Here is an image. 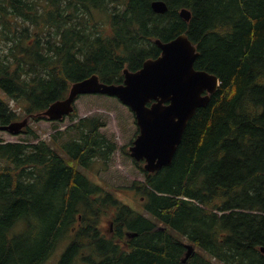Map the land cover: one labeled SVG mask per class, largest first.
Masks as SVG:
<instances>
[{
  "label": "trees",
  "instance_id": "1",
  "mask_svg": "<svg viewBox=\"0 0 264 264\" xmlns=\"http://www.w3.org/2000/svg\"><path fill=\"white\" fill-rule=\"evenodd\" d=\"M151 1L0 0V90L27 114L94 73L121 83L125 67L159 55L156 38L180 33L197 48L194 67L219 78L171 163L133 181L142 213L73 166L107 162L116 150L99 131L101 116L69 126L59 145L66 156L33 142L39 134L29 126L31 140L0 138V264H43L67 233L74 241L59 264L83 246H92L89 264H182L185 243L195 246L185 264H264V0H163L162 14ZM17 117L0 95V125ZM124 231L137 235L117 242Z\"/></svg>",
  "mask_w": 264,
  "mask_h": 264
},
{
  "label": "water",
  "instance_id": "2",
  "mask_svg": "<svg viewBox=\"0 0 264 264\" xmlns=\"http://www.w3.org/2000/svg\"><path fill=\"white\" fill-rule=\"evenodd\" d=\"M152 9L164 13L167 6L162 1L152 2ZM179 15L189 20L190 12L182 9ZM161 53L147 59L140 69H124L123 83H105L96 74L73 82L68 96L52 102L43 112L50 119H58L73 110V102L79 94H106L117 97L134 113L139 133L129 147L130 155L144 160V169L153 172L170 164L180 143L187 121L198 107L205 106L219 84L216 75L194 67L198 55L195 45L186 33L166 42L155 41ZM150 105H147L150 101ZM26 123L12 122L0 126V130L18 132ZM129 238L137 232L126 231ZM182 264L194 253L192 244H185ZM264 253V246L260 248Z\"/></svg>",
  "mask_w": 264,
  "mask_h": 264
},
{
  "label": "rangeland",
  "instance_id": "3",
  "mask_svg": "<svg viewBox=\"0 0 264 264\" xmlns=\"http://www.w3.org/2000/svg\"><path fill=\"white\" fill-rule=\"evenodd\" d=\"M0 95L9 104L17 109L19 113L18 120L25 117L24 103L15 102L10 99L8 95L0 90ZM76 109V117H94L101 116L105 121V126L100 128V132L106 138L116 144L115 152L110 156V159L104 163L101 160H94L88 168L77 166L87 178L93 182L106 186L112 189L118 199L123 203L129 205L136 211H142L140 206L139 193L131 188L133 181H142L143 175L141 169L134 163V159L129 155L128 146L131 145L137 134V124L133 112L121 104L114 97L111 98L104 94H84L79 96L74 102ZM28 125L31 126L36 133L49 140L50 136L54 135L58 142H65L68 139L69 126L71 121L69 116L63 120L51 121L48 119H41L39 121L28 120ZM0 138L3 141H19L33 139L32 136L24 133H10L7 130H0ZM35 142V140H34ZM60 153L65 154L60 150ZM4 162L0 160V166ZM142 167V164H140ZM105 189V187H103ZM143 212V211H142ZM107 218L102 221L104 229L108 227L106 223ZM68 238L62 239L52 254L43 264H58L61 258V252L64 249ZM86 255L73 254L68 260L67 264H86ZM222 264L221 262H218Z\"/></svg>",
  "mask_w": 264,
  "mask_h": 264
},
{
  "label": "flooded vegetation",
  "instance_id": "4",
  "mask_svg": "<svg viewBox=\"0 0 264 264\" xmlns=\"http://www.w3.org/2000/svg\"><path fill=\"white\" fill-rule=\"evenodd\" d=\"M143 201V196H141L140 197V202H142ZM111 224L113 225V223H110L109 224V232H107V234H112V231H113V228H112V226H111ZM102 227L104 228V224H102ZM14 235V234H13ZM127 240V238L125 237V231H124V234H123V238L121 239V241L119 240V239H117L116 241L117 242H120V243H123V241H126ZM72 242H73V240H72V238L71 237H69V240H68V243H67V246H66V248L62 251V253H64L65 251H67L68 250V248H69V246L72 244ZM92 247V246H91ZM91 247H88V246H83V247H80V253L81 254H84V253H90L89 252V249H91Z\"/></svg>",
  "mask_w": 264,
  "mask_h": 264
},
{
  "label": "bare ground",
  "instance_id": "5",
  "mask_svg": "<svg viewBox=\"0 0 264 264\" xmlns=\"http://www.w3.org/2000/svg\"><path fill=\"white\" fill-rule=\"evenodd\" d=\"M155 1H162L163 3H165L166 4V6H167V10H168V5H167V3L165 2V1H163V0H152L151 1V3H150V6H151V8H152V2H155ZM182 9H185V10H187V11H189L190 12V15H191V11L188 9V8H186V7H182V8H180L179 10H178V14H179V12L182 10ZM153 10V9H152ZM166 10V11H167ZM215 75V74H214ZM217 78H218V76H217ZM218 80H219V78H218ZM264 246V245H263ZM262 247V246H261ZM260 247V248H261Z\"/></svg>",
  "mask_w": 264,
  "mask_h": 264
}]
</instances>
